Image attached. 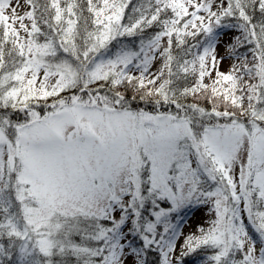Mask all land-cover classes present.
I'll use <instances>...</instances> for the list:
<instances>
[{
	"label": "snow or ice",
	"instance_id": "6c2138e0",
	"mask_svg": "<svg viewBox=\"0 0 264 264\" xmlns=\"http://www.w3.org/2000/svg\"><path fill=\"white\" fill-rule=\"evenodd\" d=\"M198 251L264 264V0H0V264Z\"/></svg>",
	"mask_w": 264,
	"mask_h": 264
},
{
	"label": "rangeland",
	"instance_id": "374dc122",
	"mask_svg": "<svg viewBox=\"0 0 264 264\" xmlns=\"http://www.w3.org/2000/svg\"><path fill=\"white\" fill-rule=\"evenodd\" d=\"M237 33L235 32H229L226 36L221 37L222 41L224 43L229 42L230 37L233 35H236ZM219 51L221 53L224 52V46L223 44L220 45ZM232 61L225 60L221 65H220V71L227 72L230 69ZM209 206H203V207H192L185 209L180 213V216L182 217V220L185 221L186 223L183 224V231L184 234L187 235L190 232H195L196 228L198 225H203L207 227L208 222L210 221L211 218H213L209 214ZM177 254H179V249L177 250ZM210 253L206 254V257H208ZM208 261V260H207ZM201 264H208L207 262H202Z\"/></svg>",
	"mask_w": 264,
	"mask_h": 264
},
{
	"label": "trees",
	"instance_id": "16d2710c",
	"mask_svg": "<svg viewBox=\"0 0 264 264\" xmlns=\"http://www.w3.org/2000/svg\"><path fill=\"white\" fill-rule=\"evenodd\" d=\"M246 50L247 49H241V51H246ZM206 254L207 253L205 252L198 251L197 253L189 257H186L184 259V264H201L202 262L208 263ZM147 260H148V264H158L159 261L158 253L156 252L149 253Z\"/></svg>",
	"mask_w": 264,
	"mask_h": 264
}]
</instances>
